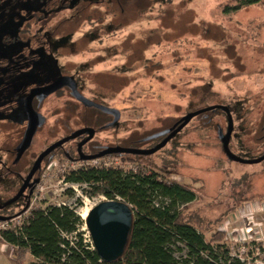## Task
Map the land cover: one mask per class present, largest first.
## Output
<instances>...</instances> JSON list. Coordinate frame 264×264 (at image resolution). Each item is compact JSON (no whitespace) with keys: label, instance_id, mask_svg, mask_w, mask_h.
<instances>
[{"label":"rangeland","instance_id":"obj_1","mask_svg":"<svg viewBox=\"0 0 264 264\" xmlns=\"http://www.w3.org/2000/svg\"><path fill=\"white\" fill-rule=\"evenodd\" d=\"M30 1L38 2L21 0L17 6L15 0H4L0 4V59L12 61L13 53L19 49L13 40L19 37L18 28L28 13L25 11L20 16L18 8ZM233 1L144 0L142 10L134 18L129 10L135 2L123 4L120 0V6L113 8L108 5H102L100 10L91 8L95 11L91 19L78 26L68 23L71 12L60 8L58 13L53 12L56 16L44 23L45 28L40 24L34 27L35 31L48 29L49 33L58 34L57 53H53L58 65L51 69L46 59L40 57L27 73L30 79L25 77L24 81L38 85L42 81L39 72H45L46 80L56 77L58 70L71 72L85 98L99 100L120 112L122 120H127L120 125L127 138L135 132L142 137L146 132L159 133L196 112L226 107L232 118L229 152L243 161H257L264 156V139H259L264 123V0L238 5L239 9L225 14V8L232 7ZM167 10H171L169 14ZM120 18L122 23L109 25L101 33L91 27L100 20L119 23ZM164 32L173 33L168 40L162 38V44L157 47L155 36ZM135 39L149 42L144 60L152 58L162 63L163 69L152 78L144 76L143 62L126 67L128 41L135 43ZM115 73L127 74L131 79L129 86L121 89L120 83H116L109 87L107 77ZM136 73L142 76L136 79ZM6 99L5 103L0 100V104L9 107L12 96L7 95ZM73 104L67 93L50 96L43 103L40 112L46 121L32 141L29 158L62 139L66 133L63 122L69 123L71 131L76 129ZM24 118L22 108L8 109L6 113L2 109L0 127L2 121L15 119L18 124ZM18 129L0 128V163L4 162L0 164V203L12 197L21 184L15 172L7 168L2 150L17 144ZM228 131L226 116L209 111L194 116L163 148L138 160V164L112 156L69 161L56 154L41 166V180L28 204L31 208L14 221L0 222V230L20 225L33 210L63 204L76 212L83 223L79 231L92 246L85 219L80 214L85 204L92 209L107 200L85 196L84 186L65 182L67 173L81 167H112L135 173L155 170L168 174L167 181H176L195 192L196 201L183 206L181 211L186 219L200 222L206 237L221 228L231 255L246 264H264V160L242 164L230 159L221 142V136H226ZM108 134L104 132L100 136ZM19 207L23 208L13 203L8 209ZM0 251L5 254L0 264H16L12 260L15 250L1 239ZM25 264H30V260Z\"/></svg>","mask_w":264,"mask_h":264},{"label":"trees","instance_id":"obj_2","mask_svg":"<svg viewBox=\"0 0 264 264\" xmlns=\"http://www.w3.org/2000/svg\"><path fill=\"white\" fill-rule=\"evenodd\" d=\"M2 1L0 0V4H3ZM20 1L15 0L17 6ZM130 1L135 2L129 10L135 18L138 12L142 10L144 6L142 1L144 0H122L123 4H128ZM163 1L166 3L170 0ZM258 1L238 0L241 6L254 4ZM102 5L113 8L115 5L120 6V0H38L37 4L30 1L29 4L18 8L20 16L25 11L28 14L18 28L19 37L13 40V43L19 45V49L13 53L12 61L0 59L1 83L11 75L13 69L23 78L22 73L26 71V66L28 68L34 66L40 59L39 55L46 59V63L52 64L49 65L51 69L53 66H57L52 53L47 52V50L44 53L41 49H49V47L56 45L55 38L58 37V34L49 33L48 29L35 31L34 27L37 24L45 28L44 23L56 16L53 12L58 13L60 8V11L71 12L67 20L68 23L77 26L87 24V21L91 19V14L95 12L91 8L100 10ZM4 7L6 6L4 5ZM122 9L119 12H122ZM236 9L239 7L226 9L225 13H230ZM168 11L171 10H167V13ZM121 19L119 23L110 19L104 22L100 20L102 22H93L91 27L95 30H101L98 31L101 33L109 25L115 26L122 23ZM88 31L90 30L88 29ZM172 33L164 32L163 35H156L157 47L162 44V38L168 40L167 38ZM135 41V43L128 41L130 52L126 58V67L143 62L144 76H154L156 72L163 69L162 63L152 58L144 60V50L149 42H140L137 39ZM153 54L159 56L156 52ZM25 55L30 59V64H24L23 56ZM11 64H14L12 65L13 68L10 66ZM40 71L42 72V70ZM136 75H134L137 77L136 79L142 76L140 73H136ZM44 76L45 72H42V79ZM12 77L14 76H9V78ZM25 77L30 79L27 77V73ZM157 78L161 79V77ZM15 79L21 78L18 76ZM51 79L46 80L44 78V81L48 82ZM107 80L109 87L120 83L118 85L121 89L128 87L131 81L125 73H115L113 76H108ZM16 87L21 90L27 86L22 79L13 81L10 85L4 83L0 85V94H5L4 92L14 90ZM8 95L10 94L8 93ZM6 97L0 96V100L4 99L3 101H5ZM4 124L8 125L9 121L6 120L3 122ZM121 157H118L121 161L130 163H137L142 158L135 155H123ZM167 177H169L168 174L163 175L155 172V170L135 173L132 171L124 172L120 168L112 167H81L67 173L65 182L84 186L82 193L85 196L120 200L132 210V229L127 246L122 257L113 263L101 261L90 243H85V239L79 231V227L83 223L73 208L66 205L33 210L20 225L0 230V239L10 247L15 248L14 255L18 264H23L28 255L35 258L40 264H246V261L231 255L230 247L226 243V234L222 232L221 228L214 229L209 237H206L198 220H189L184 217L181 208L196 201V194L191 188L176 181H167ZM67 193L70 195L71 191L69 190ZM28 203L29 201L23 205V208L5 211L3 215L6 219L3 222H10L26 211ZM69 237L72 239L70 240Z\"/></svg>","mask_w":264,"mask_h":264},{"label":"flooded vegetation","instance_id":"obj_3","mask_svg":"<svg viewBox=\"0 0 264 264\" xmlns=\"http://www.w3.org/2000/svg\"><path fill=\"white\" fill-rule=\"evenodd\" d=\"M261 1H263V0H259L256 3H260ZM233 2H234L233 3L234 5H232V7H230V8H234V7H237L238 5H240V2H238V0H234ZM230 8L229 7L225 8V11H226V9H230ZM225 14H229V13H225ZM207 33H209V30H207ZM56 45H54L53 47L52 46L49 47V49L45 48V49H41V50H43L44 53H46L45 50H47V52L52 53V56H53L54 52L57 53L56 50L58 49V47ZM37 54L39 55V53H37ZM39 58H40V55H39ZM23 60H24L25 65L30 64V59L26 55L23 56ZM55 64L58 65V63H56V62H55ZM12 65H14V64H11L10 66H12ZM13 67L14 66H12V68ZM54 68H56V67L53 66L52 69H54ZM25 69H26V71H24L22 73V75H24L23 78L21 77V75H18L15 72V70L13 69L11 72V75H9V76L10 77L14 76V77L9 78V76H8V78L1 84L7 83L8 85H10V84H12L13 81L16 82V81H19L21 79L24 81L26 73H29V71H30V67L28 68L26 66ZM18 76H20L21 79H15ZM39 76H40L42 81L38 85H34L33 83H27L25 81L26 86H27L26 88L23 87V89H21V90H19V89L16 90V88H17L16 87L14 90H11L8 92L12 96V104L9 107H4L2 105L3 103L0 104V109H3V111L5 113L8 109H12V110L18 109L19 110L22 108L24 116H25L24 120L21 123L17 124L15 119H11V120H13V122H12L9 120L10 119L9 118L8 119L9 124L8 125L4 124L3 126L0 127V128H8V127L19 128L18 129V133H19L18 134V141L15 142L17 144L10 146V147L7 145L5 148H2V150L6 154L5 164L7 165V168L12 169L15 172V175L20 179V183H21L20 187H18V189L15 191V193L12 197H10L7 201H5L3 203H0V217H3V218H5L3 213H5V211H10L11 209L9 210L8 208L13 203H19L23 206L28 201H30L32 195L34 194L36 187L39 184L38 182L41 180V175H42L41 166H42V164L44 162L52 159L56 155V152H57V154L60 153L65 159H67L69 161L70 160L71 161L80 160V156L89 157V156L99 155V154H102L104 152H106V155L102 156L101 158H105V157H109V156H117V157L122 158L121 156H123V155H135V156L142 157L141 159H144V158H147V156H149V155H137V154H127V153L109 154L107 152L111 151V150H124V149L140 150V151L151 150V149L155 148L156 146H158L161 142H163L169 136V133H171V131L173 129H175V126L177 125V123H175V125H171L169 127L163 128L162 131H160L159 133L146 132V133H144L143 137H142V135L140 136V134L135 132V133L130 134L129 137L127 138V136L124 134V132L120 131V125L122 124V122L125 123L127 121V120L121 119L120 112H118L116 109L105 106L104 104L99 102V100H96V99L86 98L91 103H93L95 106H86L78 100V97H80V96L83 98H85V97L82 95L81 89H79V87H78L77 80L72 76L71 72L63 73L61 70H58L56 77L52 78L48 82L44 81V78L42 79L40 72H39ZM27 77H29V76L27 75ZM63 77H68L72 80L73 84L75 85L74 90L69 88V87H64V88H61V89L57 90L56 92L46 96L45 98H41V97L36 95L32 100L33 110L38 115H40L42 118V123L38 125L37 131L34 134V137L42 129V127L44 126L45 121H46L45 117L40 112V109H41L43 103L50 96H54V95L60 96V95H63L64 93H67L69 95V98L71 99V102L74 103L73 107H72V113H73V115L75 114V116H74L75 120L74 121L75 122L77 121V122H76V129L74 131L70 130L71 128H69V123H67V122L62 123V127H63V129H65L66 133L64 134V136L60 140H65L66 138H69L71 136H75V137L73 139L66 140L64 143H62L60 146H58L56 149H54L46 158L43 159L42 163L40 164V167L31 176V178L28 179V176L30 175L31 169H32L37 157L42 152H40L38 154H33L29 158V154H30L29 149L31 148L32 142H31L30 147L21 155H18V152H16V149L19 146V144L23 138V135H24V132L26 130L27 123H28V119H27L25 109H24V100L30 94L31 90L51 85L56 80H58L59 78H63ZM0 82H2V81L0 80ZM4 93L5 94H0V96L1 97L4 96V98H5L8 94H6V92H4ZM5 102H7V99H5L4 103ZM16 102H17V104H16ZM228 111H229V109H228ZM213 112H216V113L219 112L221 114L222 113L225 114L227 121H228V117H227L226 113L224 111H222L221 109L216 108L214 110H211V113H213ZM204 113H207V112H204ZM56 125H59V123H57ZM115 128L119 129V130H117V133L114 132ZM85 130H89V132H85ZM80 131H83V132L79 136H76V134ZM166 131H170V132L165 133ZM261 131H262V135L260 136L259 139H264V123L261 127ZM90 132H92V137L88 140ZM104 132L110 133V134H108L105 137H101L100 135ZM161 133H165V134L159 136ZM34 137H33V139H34ZM33 139H32V141H33ZM60 140H58V141H60ZM58 141L52 142L50 145L45 147V150ZM79 145H81L80 148H79ZM151 155H153V154H151ZM0 164L3 165L4 162H1ZM23 185L25 186V189L23 190L22 194L18 198H16L19 190L22 188Z\"/></svg>","mask_w":264,"mask_h":264},{"label":"water","instance_id":"obj_4","mask_svg":"<svg viewBox=\"0 0 264 264\" xmlns=\"http://www.w3.org/2000/svg\"><path fill=\"white\" fill-rule=\"evenodd\" d=\"M64 87H69L73 90L75 89V85L73 84L72 80L68 77H63V78H59L51 85L31 90L30 94L25 98L24 109H25V113L28 119V123L26 126V130L24 132L23 138L19 146L16 149V152H18V155H21L30 147L34 134L37 131L38 125L42 123L41 116L38 115L33 110V107H32L33 98L36 95L41 98H45L46 96ZM78 100L86 106H95L89 100L81 96L78 97ZM216 108H219L222 111H224L228 117L229 131L226 136H221V142H222L223 148L225 152L227 153L228 157L232 159L234 162H238L242 164H253L255 162H260L264 160V156L261 159L254 161V162L243 161L235 156H232V154L228 150L230 133L232 131V118H231V115L228 109L226 107H220V106L211 107V108L196 112L194 114H191L187 117H184L182 120H180L177 123L178 126L176 125L175 129H173L171 133H169V136L163 142H161L158 146H156L155 148L151 150L140 151V150L124 149V150H111V151H108L107 153L109 154L127 153V154H137V155L154 154L159 149H161L163 146H165L167 141L170 138H172L182 127H184L194 116L202 114L204 112L214 110ZM82 132L83 131L78 132L76 136H79ZM85 132H89V130H85ZM168 132L170 131H166L165 133H168ZM165 133H161L159 136ZM74 137L75 136H71L69 138H66L65 140H60L56 142L55 144L51 145L46 150H44L37 157L31 169L30 175L28 176V179H30L31 176L40 167V164L42 163L44 158H46L54 149H56L66 140L73 139ZM91 137H92V132L89 133L88 140ZM80 147L81 145H79V148ZM104 155H106V152L99 154V155H95V156H89V157L80 156V160L81 161H93V160H97L101 158ZM24 189H25V186L23 185L22 188L19 190L16 198H18L22 194ZM5 219L6 218L0 217V222H3ZM132 221H133L132 210L130 209L128 205H126L120 200L102 201V202H99L97 205H95L92 209H90V211L87 213L84 224L89 234V238L91 240L93 249L101 261L105 263H113L122 257L124 250L127 246L130 233H131Z\"/></svg>","mask_w":264,"mask_h":264},{"label":"crops","instance_id":"obj_5","mask_svg":"<svg viewBox=\"0 0 264 264\" xmlns=\"http://www.w3.org/2000/svg\"><path fill=\"white\" fill-rule=\"evenodd\" d=\"M6 245H8V244H6ZM9 246V245H8ZM13 248V247H12ZM14 249V248H13ZM15 250V249H14ZM15 252V251H14ZM5 256V254L2 252V251H0V259H2V258H5L4 257ZM16 264H18V262L16 261V259H15V255L13 256V259H12ZM30 260V264H37V263H35V261H37L35 258H33L32 256H30V255H28L27 256V258H26V261L23 263V264H25L27 261H29ZM12 261V262H13Z\"/></svg>","mask_w":264,"mask_h":264},{"label":"bare ground","instance_id":"obj_6","mask_svg":"<svg viewBox=\"0 0 264 264\" xmlns=\"http://www.w3.org/2000/svg\"><path fill=\"white\" fill-rule=\"evenodd\" d=\"M90 208H91L90 205L85 204V206H84V208H83V210L81 211V214H80L81 218H83V219L86 218L87 213L89 212Z\"/></svg>","mask_w":264,"mask_h":264},{"label":"built area","instance_id":"obj_7","mask_svg":"<svg viewBox=\"0 0 264 264\" xmlns=\"http://www.w3.org/2000/svg\"><path fill=\"white\" fill-rule=\"evenodd\" d=\"M55 206H56V207H60V206H64V205H63V204H62V205H60V204H56ZM30 208H31V207L29 206V208H27V209H30ZM262 208H264V206H263ZM27 209H26V210H27ZM19 216H20V215H19ZM19 216H17V217H19ZM17 217H15V218H17ZM15 218H13L11 221H14ZM20 224H21V223H20ZM88 235H89V234H88ZM83 238L85 239V243H87V241H86L87 238L84 237V236H83ZM90 241H91V240H90ZM14 249H15V248H14ZM241 260H242V259H241Z\"/></svg>","mask_w":264,"mask_h":264}]
</instances>
